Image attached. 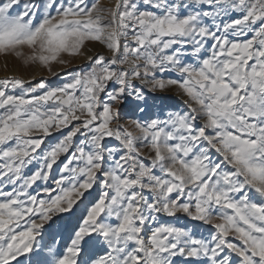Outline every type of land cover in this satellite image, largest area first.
Here are the masks:
<instances>
[{
	"label": "snow or ice",
	"instance_id": "obj_1",
	"mask_svg": "<svg viewBox=\"0 0 264 264\" xmlns=\"http://www.w3.org/2000/svg\"><path fill=\"white\" fill-rule=\"evenodd\" d=\"M0 58L64 76L0 78V264H264V0H0Z\"/></svg>",
	"mask_w": 264,
	"mask_h": 264
},
{
	"label": "rangeland",
	"instance_id": "obj_2",
	"mask_svg": "<svg viewBox=\"0 0 264 264\" xmlns=\"http://www.w3.org/2000/svg\"><path fill=\"white\" fill-rule=\"evenodd\" d=\"M101 3L104 5H111L113 3V0H101ZM80 64V61L77 60L75 61L73 67L75 68L77 65ZM56 71H60L59 67L55 68ZM17 74V75H22L25 78H30L32 76H35L37 78H40L41 76H48L47 72L41 71L39 68H33V69H23L21 67H19L18 64H14L13 62L9 61V67L6 69L4 66V60L2 58H0V78H3L7 75H11V74ZM49 80L54 83L57 84L56 81L58 79H61V81L64 79L63 73L61 74L60 77H51L48 76Z\"/></svg>",
	"mask_w": 264,
	"mask_h": 264
},
{
	"label": "crops",
	"instance_id": "obj_3",
	"mask_svg": "<svg viewBox=\"0 0 264 264\" xmlns=\"http://www.w3.org/2000/svg\"><path fill=\"white\" fill-rule=\"evenodd\" d=\"M60 82H61V79H58V80L56 81L57 84L60 83Z\"/></svg>",
	"mask_w": 264,
	"mask_h": 264
}]
</instances>
